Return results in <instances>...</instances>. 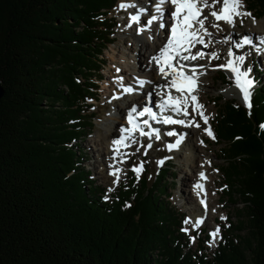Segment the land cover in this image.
<instances>
[{
	"label": "trees",
	"instance_id": "16d2710c",
	"mask_svg": "<svg viewBox=\"0 0 264 264\" xmlns=\"http://www.w3.org/2000/svg\"><path fill=\"white\" fill-rule=\"evenodd\" d=\"M247 1L264 16V0ZM115 3L0 0V264H264V82L250 113L216 97L223 197L241 219L210 255L191 252L179 231L167 168L106 200L67 144L93 125Z\"/></svg>",
	"mask_w": 264,
	"mask_h": 264
},
{
	"label": "rangeland",
	"instance_id": "374dc122",
	"mask_svg": "<svg viewBox=\"0 0 264 264\" xmlns=\"http://www.w3.org/2000/svg\"><path fill=\"white\" fill-rule=\"evenodd\" d=\"M121 3H132V0H118L117 6L112 10V12L109 14V16H113L115 18V23L117 24V26L113 29V32L115 33L114 35V39H113V43L109 44L108 47L105 49L104 51V56L102 58V64L100 66V74L98 75V73H95V77L96 78H102L101 81H97L95 82V84H97L99 86L98 90L96 91L97 95H96V99L92 100V108L91 111H93V113L95 114V118L93 120V125L86 128L84 130V132L79 136V139H77L75 142L72 140L71 142H68L67 144L71 145V147H76V151L79 154H82L81 157V164L80 166H82L84 169V171L88 172V177L91 181V185L92 186H96L98 187V189H100L102 192L101 195H103L104 193L107 196H110L111 194L118 193L117 189L119 187L120 182L126 181L129 177V172L132 171V168L134 166H138L143 162H146V171L145 173L142 171L140 173V176H144L146 175L148 178V185H151L152 182L155 181L156 179V172L159 170L160 167L163 168H167L168 169V173H167V180H166V195L165 197L167 198V202L170 204V207L175 210V212L178 214V217L180 219V224L178 227H183L184 229L187 228L188 232L191 234V231H194L197 228H194L193 225L195 224V222L197 220L200 219H195V214H199V211H195V213L189 212V207L190 204L188 206L183 202V199L181 198L180 194L182 193V191L188 195L189 190H190V185H183L181 187L180 185V176H186V174L188 175L189 173V168L187 167V165H185V163H183L185 161V159H183V155L176 157L174 156V154L169 151L168 149H166V145L170 144V143H175V141L177 140V137H173V138H165L163 140H160L159 145L155 146V147H151L150 149L147 148V144L148 142L143 143V145H141L140 143L137 144L136 148L131 151L128 150L126 151L124 154L125 156L121 157V159L126 160L128 158H132V161L129 162L127 164V166H119L118 168L122 169V173H121V180L118 184H114L113 180L114 177H111L109 173L107 180L104 181L100 178V173H106L108 172L109 166L112 165L111 163H107V165H103L100 166L99 162V158L97 159L98 156V152H96V148L98 147L97 143L94 141L95 139H98L99 137L104 136L105 134V129L103 128V125L107 122V119L111 116L113 117H117L120 114L118 113V108L116 109L114 106L111 105V100L114 97H121V95H116L112 89H110L108 86H112L111 85V81L114 80L115 78L113 77H117L118 76V72L117 71V66L119 65L120 67H123V65L120 62V60H116V56H118V54H120V52H128L130 51V48L132 47V45H134V38L140 36V34L137 32L136 30V26L139 24H133L132 21L130 20V16L136 14L137 12V8H139V4L137 2L136 5L138 6L137 8H128V9H123L125 11L121 12V8L118 7V5ZM246 3H249L247 0H242V5H245ZM142 5V3L140 4ZM147 6V5H146ZM145 6V7H146ZM221 6V4H217L216 9L218 10L219 7ZM131 9V11H130ZM243 11V9H241ZM250 11H254V10H250ZM250 11H246L248 13H250ZM132 12V13H131ZM170 13V12H169ZM149 14L147 13V16ZM208 19L211 17L209 16V11L206 12L205 14ZM144 14L141 17V20L146 23L147 20V16L145 17V19H143ZM258 18H253L251 17H245L244 20H239V24L241 25V31H239L238 33H235L234 35V39L241 40V35L243 34V30L246 29L248 31H250V29H254L256 30L258 33L254 34V33H244V36H251V39L257 41L256 39L259 36V33H261L262 31L264 32V16L259 17V15H257ZM123 19V20H122ZM242 21V22H241ZM255 21V22H253ZM263 22V24L261 25V27H258V23L259 22ZM141 22V21H140ZM142 23V22H141ZM220 25V30H217L215 28H211L210 31H221L223 32V35L221 37H217L216 39V35L213 36V38L215 39H209L206 40V42H208V45H212L213 47H211L208 51L207 49V53L208 55H206L203 58V62L206 65L205 67L208 68L210 71L206 73V75L208 76V81H209V86L206 87L204 89V97H213L214 101L216 99L217 96H221L223 99H229V98H235L237 100H239L241 103H243L242 100V96L236 94V91L239 92V90L235 87L234 84V79L232 78L231 74H229L228 72H226L224 69L219 70V68H217V65H221V64H225L226 63V58L227 56V50L229 51L228 47H225L226 50H224L223 53L219 52L216 49V45L225 41H229L231 37L226 35V29L230 28V25L226 24L224 21H219L217 22ZM222 23V24H220ZM244 23V24H243ZM129 24H132L131 27H129ZM141 25V24H140ZM232 27V26H231ZM226 28V29H225ZM155 29L159 30V27H155ZM235 29L238 31L239 27H237L235 25ZM264 37V36H263ZM252 40V41H253ZM254 44V41H253ZM203 48H205L202 45ZM233 47H235V44L233 45ZM250 47V46H249ZM137 48H139V46H137ZM239 50V49H238ZM248 51L245 50L244 53H241V55L246 54V52ZM215 53L218 56V59H211V54ZM252 55H246V64L244 68H250L251 69V76L254 78V80L260 81V79L262 80L261 82H264V60L262 59V57H258V52H251ZM255 54V55H254ZM112 55H115V60H112L111 57ZM255 56V57H254ZM216 60V61H215ZM255 63H257V67L260 66V71L262 73H260L259 75L255 74V71L253 69V61ZM217 73L216 76H212V74ZM101 75V76H100ZM140 81V80H139ZM227 82V83H226ZM214 83L215 86H211V84ZM226 83V84H224ZM120 90H122V87H119ZM236 90V91H235ZM227 91H231L232 93H227ZM187 94V93H186ZM241 97V99L239 98ZM45 101L42 102V108L43 106H47V104L45 105ZM223 103V100L219 101V104ZM244 104V103H243ZM124 104L120 103L119 104V109L122 108ZM212 105L211 108H209ZM218 104L215 101L214 105L211 102L210 104H208L206 107L203 108V111H206L207 114H205L206 116H208V124H204L203 120L200 118L197 121V123L201 122V126H202V133L206 134V136L208 137L209 140H213L211 137H209L207 135V133L205 132L206 128H211L215 129V124L217 122L218 119ZM189 109H192L189 108ZM198 114V113H197ZM117 115V116H116ZM196 129L195 126H193L191 129ZM212 132L214 133V131L212 130ZM177 136L179 137L181 134H179V130L176 131ZM183 137H187V134L181 135ZM215 139L214 141H216V133L214 134ZM185 146V141L183 139V142L181 144V146ZM141 146L142 149H139ZM221 145L218 142H212L211 144V150L209 152V157L212 160H217L218 161V168L217 169H212L211 172L215 173V178L218 180L219 188H216L214 186V193L215 196H218L219 194L222 197V201L225 202L224 206L225 208L223 210L221 209H217V212H214L215 214V219L213 220H207V223H202V227H204L206 232H212L214 231L217 227H219L217 225V223L224 225V222L226 219H221V217H227V221H232L234 223H237L241 218L237 217L238 213H237V206H235L234 204H232V202L228 201L227 197H223V191L222 188L223 186V166L225 165V160L221 158ZM139 149V150H137ZM167 150V151H166ZM160 151V152H159ZM177 151V153L179 154H183V149H179L176 148L175 152ZM146 153V154H145ZM164 153V154H163ZM219 153L221 154L220 157H216V154ZM163 154V155H162ZM160 155V156H159ZM118 157V158H119ZM107 161L110 160V157L107 156L105 157ZM159 161H163V164L158 163ZM208 165L210 164L209 161H205ZM166 164V165H164ZM177 166H181V170L179 171V169L177 168ZM182 168L186 169L185 171H182ZM111 171V170H110ZM126 173H128V175H126ZM142 176V177H143ZM195 179V178H194ZM193 178L188 179V182H191L192 184V180L194 181ZM222 183V184H221ZM223 186V187H222ZM188 187V188H187ZM183 188V189H182ZM205 188V187H204ZM210 188H213V186H211ZM109 189H112L111 191H109ZM114 195V194H113ZM112 195V196H113ZM163 195V197H164ZM220 204H217V206H219ZM188 207V208H187ZM239 207H241L239 205ZM213 210V209H212ZM214 211V210H213ZM182 214V215H181ZM185 220H190L192 223L189 224H185ZM200 227V226H199ZM198 227V228H199ZM209 231H207V230ZM180 231V230H179ZM181 232V231H180ZM244 233L241 232L239 233L240 237H242ZM183 238L186 239L187 235L182 234ZM202 236V239L200 238L198 241L195 239V242L191 241V244L187 243L188 249L191 252H195L198 251L199 249H203V254H212V252L215 249V244H212L210 246V242L206 243L204 242ZM215 245V246H214Z\"/></svg>",
	"mask_w": 264,
	"mask_h": 264
},
{
	"label": "snow or ice",
	"instance_id": "6c2138e0",
	"mask_svg": "<svg viewBox=\"0 0 264 264\" xmlns=\"http://www.w3.org/2000/svg\"><path fill=\"white\" fill-rule=\"evenodd\" d=\"M221 3V0H156L153 8L154 13L147 20V27H151L154 23H158L159 29L168 28L170 34L167 35V43L160 49L159 54L151 58V62H154L157 66L158 72L168 80L166 85L169 89H175L176 92L181 95L174 97L171 92H168L167 98L162 99L157 105L161 113L171 111L176 116L183 115L187 117L189 115L188 108L190 103L192 105V111L198 113L204 124H208V116L204 114L202 104L198 103L197 95L193 94L198 91L201 83L200 77L206 75V67L204 65H187L182 61H195L197 59H203L207 53L198 51L192 54L191 49L196 45H203L208 47L205 37L211 38L212 33L206 27V22L211 28L220 30L219 23H214L208 20L207 16H203L204 9H212L209 12V16L214 21H224L230 26H234L236 20L241 17H251V13L242 11V0H222V6L217 10L216 5ZM166 6H170L173 10L168 13V20H165V13L167 11ZM121 9L137 8V5L132 3H121L118 5ZM147 12L144 7L137 8V12L130 16V20L134 24H139L142 15ZM242 22V21H241ZM255 22V21H253ZM195 25V27H194ZM132 24H129L131 27ZM146 30L145 27H140L138 32L143 33ZM253 43L249 36L243 37L238 43L236 48H244L245 46H251ZM184 53H188L185 55ZM229 59L225 64L217 65L219 69H226L234 79L235 87L239 90L242 96L245 107L251 112L253 107L251 99L255 90V80L251 76L250 68H242L245 63L246 57L244 55L234 56L232 51L228 53ZM211 59H218L215 53L211 54ZM175 62V63H174ZM167 69V70H166ZM119 71V69H117ZM122 81V78H119ZM141 87H143L142 81H137ZM124 93H132L135 89L132 86H123L121 84ZM187 93V95L185 94ZM190 97V100H189ZM118 98V97H117ZM148 99L151 101V93L148 94ZM147 115L153 121H159L165 125H183L186 127L195 126L200 128L201 125L194 120L176 119L172 115L158 116L151 107H144L141 111H137V108L133 106L127 114V121L131 128L121 127V135L119 139L113 140V146L129 147L130 143H138L134 137V132H139L140 136L147 137L149 141L155 139H161L160 130L153 128L149 123V119H143L142 124L138 122V118ZM147 127L148 131H145ZM261 130H264V123L259 125ZM205 132L209 137L215 139L214 133L211 128H206ZM167 136H177L175 131H169L165 133ZM183 136H179L175 143L167 144L166 147L169 151L176 149L183 142ZM203 143V141H201ZM147 148L152 147V143L149 142ZM115 160L117 156L122 154L114 147ZM139 150V149H137ZM146 154V153H145ZM119 162H124L121 159ZM158 163L163 164V161ZM111 171L110 175L114 177L113 183L118 184L121 180L122 169L115 167V165L109 166ZM132 171L139 179L140 173L143 171V163L138 166H134ZM200 177L206 179L205 174L201 172ZM196 189L203 191V185L197 183L194 186ZM112 189H109L111 191ZM107 198V197H106ZM200 203L207 208L204 199L200 200ZM221 219H226L221 217ZM192 223L190 220H185V224ZM203 223V220H197L193 225L194 228H198ZM182 231L188 232V229H182ZM220 229L217 227L214 231L210 232L212 240L210 246L217 242L219 239ZM195 237H191L192 242H195Z\"/></svg>",
	"mask_w": 264,
	"mask_h": 264
},
{
	"label": "bare ground",
	"instance_id": "6f19581e",
	"mask_svg": "<svg viewBox=\"0 0 264 264\" xmlns=\"http://www.w3.org/2000/svg\"><path fill=\"white\" fill-rule=\"evenodd\" d=\"M132 1L137 2L140 7H144L147 9V12L144 13V14H147V13L149 14L147 16V20L150 18L151 15L155 14L153 6L156 0H132ZM141 3L142 5H140ZM218 4H221L222 6V0H221V3H218ZM166 9L167 11L165 13V20L167 21L168 13L171 12L173 9L170 6H166ZM242 9L243 11H250L251 9L250 4L246 3L245 5H242ZM211 10L212 9H208V8L204 9L203 16H206L205 15L206 12L207 11L210 12ZM250 13L253 18H257L258 13L256 11H250ZM244 19L245 17H241L236 20L235 25L239 27L238 31L235 29V25L232 27L230 26V28L228 29L225 28L226 35L231 38H229L230 39L229 41H225V42L217 44L216 49L219 52L223 53L224 50H226L225 47H228L229 51H232L234 53V56H240L241 53H244L245 50L248 49L245 56L252 55L251 52L254 51V52H258L259 54L258 57L260 56L264 60V37H263L264 32L263 31L259 33V36L256 39L257 41L252 39L254 41V44L252 43L250 47L249 46H245L244 48L233 47L234 44L236 45V43L240 41V39L238 40L234 39L235 33H238L239 31H241V28H240L241 25L239 24L238 21L244 20ZM147 20H146V23H144L141 20L142 23L140 22L139 25L136 26L137 32L140 27H145L146 30L143 33L138 32L140 36L134 38V45H132V47L130 48V51L120 52V54L116 56V60L117 59L120 60L119 63H121L123 67H120L119 65L117 66V68L119 69L118 76L113 77L115 79L110 82L112 86H108V87L112 89V91L117 96L121 95V97H118V98L114 97L111 100V105L114 106L116 109L118 108V113L120 115L119 116L116 115L117 117H113V116L109 117L107 119V122L103 125V128L105 129L104 136L99 137L98 139L94 140L98 145V147L96 148V152H98L97 159L99 158V161H96V162H99L100 166L107 165V163H111L112 165H115V167H119L121 165L127 166V164L132 161L131 157L128 158L127 161L123 160L124 162L122 163L119 161L121 160V157L125 156L124 154H126L125 153L126 151L128 150L133 151L136 148L138 143L143 145V143L145 142H148V143L151 142L152 147H155L161 144L160 143L161 139L160 140L153 139L149 141L147 137L140 136L139 132L137 131V132H134V137L136 141H138V143H130L129 147L113 146L112 141L119 139L121 135V132H120L121 127H124V128L132 127V125L128 124L127 114L131 110L133 105H135L138 111V109H140L146 102L149 103L151 101H154V102L156 101L160 103L162 99L167 98L168 92H171V95L174 97H178L181 95L180 93L176 92L175 89H169L166 87L168 80H170L171 77H168V80H166L158 72L156 64L154 62H151V58L155 55H158L160 49L167 43V35L170 34V31L168 28L156 30L155 27L158 26V23H154L149 28L147 27ZM208 20L211 22L217 23V21H214L212 17H210ZM262 24L263 22L260 21L258 23V27H261ZM206 27H208L209 31L211 30V27L209 26L207 22H206ZM210 32L212 33L211 39H215L213 38V36L215 35H216V39L217 37H221L223 35V32L221 31H218V32L210 31ZM251 32L254 34L258 33L256 30L252 28L250 29V31L246 29L243 30V34L251 33ZM243 34L241 35V39L245 37ZM249 37L251 38L250 35ZM209 39L210 38L205 37V40H209ZM137 46H139V48H137ZM211 47L213 46L208 45L207 48H203L202 45H196L194 48L191 49V52L192 54H195L198 51L207 52V49L209 51ZM229 51L227 50V56H228ZM184 54L187 55L188 53H184ZM111 59L115 60V55H112ZM228 59L229 57L226 58V61ZM182 62L187 65L206 66L203 62V59H197L195 61H182ZM245 64H246V61L244 65L242 66V68L245 67ZM224 70L228 72L226 69ZM209 71L210 70L206 68V73ZM216 75L217 73L212 74L213 77ZM208 76L209 75H204L200 77L201 83L199 85V89L197 92L193 93L197 95L198 103L202 104L204 107H206L211 102L214 105L216 101V99L214 101L213 97H209V96L204 97L203 91L206 87L210 85L208 81ZM119 78H122V81H119ZM139 80L143 82V85H144L143 87H141L140 84L137 83V81ZM121 84L123 86H132L135 90L132 93H124L123 89L120 90L119 88L121 87ZM211 86H215V84L212 83ZM149 93H151V101H149L148 99ZM227 93H232V92L227 91ZM189 100H190V97H189ZM120 103H123L124 105L122 106V108L119 109L118 106ZM191 107L192 105L190 103L189 108ZM211 107L212 105L209 108ZM189 108H188L189 115L187 117H184L183 115H180L179 117L185 120H194L197 123L199 119V115L197 113H194L192 109H189ZM167 113L175 115L171 111H168ZM204 114H207V112L204 111ZM143 119H149V117L145 115ZM199 124L201 125V122H199ZM192 127H186V126L174 127L173 131L176 132L179 130V134L181 135L187 134V137L183 138L185 141V146L183 145L181 146L182 144L181 143L180 146L178 147L179 149L184 150L183 154H179L177 153V151L175 152V149L171 150V152L174 154V156L178 158L179 156L183 155L182 157L183 159H185L183 163H185V165H187V167L190 169L188 175L186 174V176L185 175L180 176L179 178L181 187L183 185L191 186L188 195H186L183 191L180 194L181 198L183 199L182 203H184V205L185 204L187 205L188 203V206L190 204V207L189 208L187 207L189 209V212L195 213V211H199V214L194 215L195 219L198 218L200 220H203L204 223H207L208 219L209 220L211 219L214 221V219L216 218L214 212H217V209L223 210L225 208L224 206L225 202L222 201L221 195L219 194L218 196H215L214 186L216 188H219L220 184L218 183V180L215 178V173L211 172L212 169L218 168L217 166L219 163L217 160H212L209 157V152L211 150V144L212 142L214 143L217 142V138H216V141H214V139L209 140L206 134L202 133L201 131L202 126L196 129L195 128L191 129ZM145 131H147V129H145ZM173 137L178 138V136L170 137L166 135H161L162 139H165V138L171 139ZM201 141H203V143H201ZM114 147L118 149V151L122 154L121 157L117 156L115 160L113 159ZM142 147L143 146H141L139 149H142ZM220 155L221 154L217 153L216 157H220ZM107 156L110 157L109 161H107L105 158ZM205 161H209L210 164L208 165ZM177 168L179 169V171L181 170V166H177ZM110 170L111 169L109 167L108 172L106 173L99 172L101 174L100 178L106 181L108 177L107 173H110ZM185 170L186 169L182 168V171H185ZM201 172L205 174L206 179H202L200 177L199 174ZM190 178H193V179L195 178L194 181L192 180V184L191 182H188V179ZM197 183H200L203 185V191H200L194 187ZM211 186H213V188H210ZM201 199L205 200L207 208H205V206L200 203ZM217 204H220V205L217 206Z\"/></svg>",
	"mask_w": 264,
	"mask_h": 264
},
{
	"label": "water",
	"instance_id": "95a60500",
	"mask_svg": "<svg viewBox=\"0 0 264 264\" xmlns=\"http://www.w3.org/2000/svg\"><path fill=\"white\" fill-rule=\"evenodd\" d=\"M2 96H3V89H2V87L0 86V99H1Z\"/></svg>",
	"mask_w": 264,
	"mask_h": 264
}]
</instances>
